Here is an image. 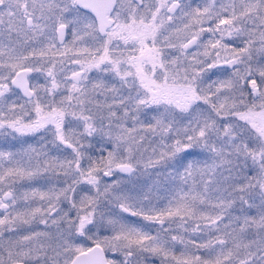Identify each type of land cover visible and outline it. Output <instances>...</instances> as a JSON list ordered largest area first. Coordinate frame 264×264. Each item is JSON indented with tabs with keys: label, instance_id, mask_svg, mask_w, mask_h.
<instances>
[{
	"label": "snow or ice",
	"instance_id": "1",
	"mask_svg": "<svg viewBox=\"0 0 264 264\" xmlns=\"http://www.w3.org/2000/svg\"><path fill=\"white\" fill-rule=\"evenodd\" d=\"M0 264H264V0H0Z\"/></svg>",
	"mask_w": 264,
	"mask_h": 264
},
{
	"label": "flooded vegetation",
	"instance_id": "2",
	"mask_svg": "<svg viewBox=\"0 0 264 264\" xmlns=\"http://www.w3.org/2000/svg\"><path fill=\"white\" fill-rule=\"evenodd\" d=\"M29 142H30V143H34V141H31V140H30ZM41 227H42V226H41Z\"/></svg>",
	"mask_w": 264,
	"mask_h": 264
}]
</instances>
